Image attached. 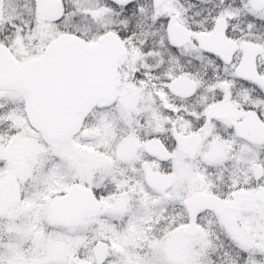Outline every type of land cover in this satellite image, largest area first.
Listing matches in <instances>:
<instances>
[{
    "label": "snow or ice",
    "instance_id": "1",
    "mask_svg": "<svg viewBox=\"0 0 264 264\" xmlns=\"http://www.w3.org/2000/svg\"><path fill=\"white\" fill-rule=\"evenodd\" d=\"M0 264H264V0H0Z\"/></svg>",
    "mask_w": 264,
    "mask_h": 264
}]
</instances>
